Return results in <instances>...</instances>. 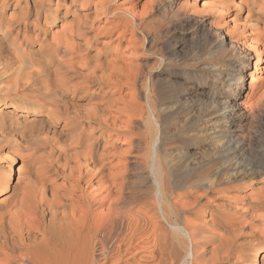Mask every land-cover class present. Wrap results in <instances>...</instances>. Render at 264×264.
<instances>
[{"label": "bare ground", "instance_id": "obj_1", "mask_svg": "<svg viewBox=\"0 0 264 264\" xmlns=\"http://www.w3.org/2000/svg\"><path fill=\"white\" fill-rule=\"evenodd\" d=\"M163 1L165 12L172 13L171 0L153 2ZM94 6L91 19L83 11L82 19L75 16L60 37L50 40L21 38V20L27 28L26 14L38 18L44 12L56 22L66 11L44 0H17L14 10L21 12L13 20L0 7V162L5 161L0 164V264H264V157L254 160L247 141L235 138L236 116L229 111L240 102L245 65L234 73L236 87L221 101L227 138L235 143L226 141L222 151L232 161L228 177L204 189H177L181 185L160 169L157 131L149 156L154 187L131 202L125 192L126 165L114 171L109 161L114 153L107 144L110 137L142 125L139 98L145 90L137 85L144 70L125 68L123 54H106V43L102 50L91 48L98 41L96 20L103 15L116 18L113 29L105 28L108 32L126 37L131 31L137 37V31L153 28L159 8L122 17ZM19 44L29 50L20 51ZM119 83L137 88L126 102V119L116 107L119 97L89 107L77 102L81 96L93 98V86L107 94ZM152 96L149 91L146 100L149 120L155 123L159 116ZM21 153L25 160L12 183L13 169L7 164Z\"/></svg>", "mask_w": 264, "mask_h": 264}, {"label": "rangeland", "instance_id": "obj_2", "mask_svg": "<svg viewBox=\"0 0 264 264\" xmlns=\"http://www.w3.org/2000/svg\"><path fill=\"white\" fill-rule=\"evenodd\" d=\"M71 1H74L73 4ZM153 1L59 0L57 3L58 0H44L54 9L66 11L65 18L52 22L46 19L44 12L38 18L33 13L26 14L27 28H23L21 20V38L50 40L60 37L63 29L76 20L75 16L82 19L83 11L89 12L86 18L91 19L95 15L96 3L122 17H131L128 12L143 16L154 5L159 8V18L152 21L153 28L149 32L146 28L143 33L137 31V37L131 31L126 33V37H120L116 30L108 32L105 28L113 29L116 18L111 14L103 15L96 20L98 41L91 48L95 52L106 43V54H123L125 68L135 71L138 66L144 70L145 78L137 85L138 89L145 90V95L139 98L144 106L143 123L133 133L110 137L107 144L114 153L109 160L111 164L114 167L126 165L125 192L131 202L148 196L154 187V181L149 176V156L157 131L161 134L156 152L160 169L172 183L181 185L177 189H188L190 186L204 189L207 184L228 177L232 161L222 151L235 143L227 138L225 122L228 121L221 101L236 87L235 72L242 65H245V77L240 93L241 103L234 109L229 108L233 117L236 116L234 136L247 141L246 147L252 152L254 160L264 157V0H171L174 3L172 13L165 12L166 2L156 6ZM16 2L0 0L6 17L13 20L21 12L14 10ZM20 3L24 6V2ZM97 31L88 35H96ZM135 42L138 44L134 45ZM18 46L20 51L29 50L25 44ZM245 57L248 59L246 64L243 63ZM146 78L148 85L152 78L153 86L147 85ZM135 90L137 88L133 85L119 83L105 94L103 88L93 86L90 90L93 98L81 96L77 102L89 107L91 103L119 97L116 107L121 109L122 117L126 119V102ZM149 91L153 94L152 101L159 116L155 123L149 120L146 100ZM113 112L118 114L119 111L114 109ZM4 117L10 119L9 116ZM57 129H60L59 126ZM19 156L17 154L15 161L7 164L13 169L10 174L12 183L17 181V170L25 160L22 153ZM251 159L249 156L246 160ZM0 164H5V161ZM32 167L38 168V164ZM22 171L27 172L28 168L22 166ZM51 178L56 179L55 176ZM56 180L63 183L62 178Z\"/></svg>", "mask_w": 264, "mask_h": 264}]
</instances>
